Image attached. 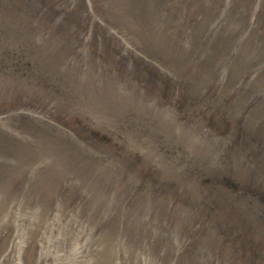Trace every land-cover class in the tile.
I'll return each mask as SVG.
<instances>
[{"label": "rangeland", "instance_id": "rangeland-1", "mask_svg": "<svg viewBox=\"0 0 264 264\" xmlns=\"http://www.w3.org/2000/svg\"><path fill=\"white\" fill-rule=\"evenodd\" d=\"M80 1L0 0V264L264 259V0Z\"/></svg>", "mask_w": 264, "mask_h": 264}]
</instances>
